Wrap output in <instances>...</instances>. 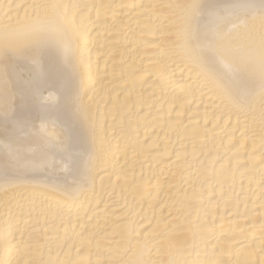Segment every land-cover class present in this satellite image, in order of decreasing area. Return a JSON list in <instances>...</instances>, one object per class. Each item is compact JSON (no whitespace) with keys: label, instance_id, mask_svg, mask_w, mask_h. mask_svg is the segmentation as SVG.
Segmentation results:
<instances>
[{"label":"bare ground","instance_id":"obj_1","mask_svg":"<svg viewBox=\"0 0 264 264\" xmlns=\"http://www.w3.org/2000/svg\"><path fill=\"white\" fill-rule=\"evenodd\" d=\"M0 264H264V0H0Z\"/></svg>","mask_w":264,"mask_h":264}]
</instances>
